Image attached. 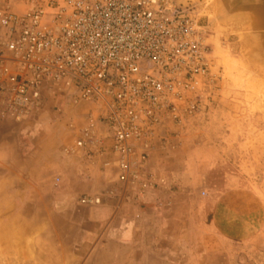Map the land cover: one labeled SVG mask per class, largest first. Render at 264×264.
<instances>
[{
  "label": "rangeland",
  "instance_id": "374dc122",
  "mask_svg": "<svg viewBox=\"0 0 264 264\" xmlns=\"http://www.w3.org/2000/svg\"><path fill=\"white\" fill-rule=\"evenodd\" d=\"M169 1L198 19L208 48L209 76L195 89L196 112L160 133L166 135L163 143L170 141L177 159L164 152L153 166L163 176L181 175L176 186L187 189L189 207L178 209L179 218L196 220L199 207L214 206L226 234L220 238L203 234L207 244H193L189 257L179 261L264 264V27L251 25L240 5L249 0ZM3 6L21 12L27 0H0ZM4 108L0 102V231L2 222L16 212L17 219L31 218L34 205L40 219L54 202L88 193L94 188L87 178L95 165L91 167L84 156L98 154L88 147L68 151L93 109L88 102L75 100L66 88H45L41 103L19 118ZM27 173L47 178L25 180ZM211 211L208 219L213 217ZM15 262L31 264L0 260V264Z\"/></svg>",
  "mask_w": 264,
  "mask_h": 264
},
{
  "label": "built area",
  "instance_id": "2783aa9c",
  "mask_svg": "<svg viewBox=\"0 0 264 264\" xmlns=\"http://www.w3.org/2000/svg\"><path fill=\"white\" fill-rule=\"evenodd\" d=\"M198 19L169 0H27L0 8V102L19 118L61 86L92 105L74 148L98 145L119 181L156 184L150 148L196 112L209 76ZM67 150V149H66ZM82 203H99L83 196Z\"/></svg>",
  "mask_w": 264,
  "mask_h": 264
},
{
  "label": "crops",
  "instance_id": "0c3cea01",
  "mask_svg": "<svg viewBox=\"0 0 264 264\" xmlns=\"http://www.w3.org/2000/svg\"><path fill=\"white\" fill-rule=\"evenodd\" d=\"M240 5L247 11L252 26L264 27V0L241 1ZM162 136L154 138L147 160L155 185L140 188L119 181L116 166L105 165L106 157L99 151L92 157L84 156L91 167L95 165V174L87 178L94 188L73 200L54 202L43 218L35 217L37 209L33 205L31 218L17 219L16 212L4 220L0 231V260H29L31 264H181L180 257L188 258L193 244H207L203 234L226 237L215 217L214 206L199 207L200 216L196 220L177 216L179 208L189 207L188 192L176 186L179 173L163 176L153 166L164 152L177 159L170 141L163 143L166 135ZM34 147L29 146L28 151ZM94 149L99 150V146L93 144L87 150ZM36 178L47 177H35L34 173L24 175L25 180ZM97 184L104 188L97 190ZM28 190H25L27 196ZM83 196L99 197L100 201L82 203ZM183 197L186 199L181 201ZM209 210L214 212L211 219L207 217Z\"/></svg>",
  "mask_w": 264,
  "mask_h": 264
}]
</instances>
